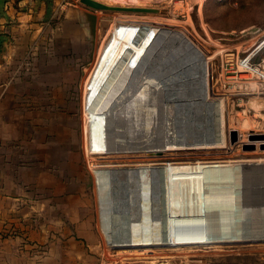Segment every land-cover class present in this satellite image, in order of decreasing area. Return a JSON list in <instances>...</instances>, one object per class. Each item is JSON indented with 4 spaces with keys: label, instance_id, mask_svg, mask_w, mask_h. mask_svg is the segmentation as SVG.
Masks as SVG:
<instances>
[{
    "label": "rangeland",
    "instance_id": "374dc122",
    "mask_svg": "<svg viewBox=\"0 0 264 264\" xmlns=\"http://www.w3.org/2000/svg\"><path fill=\"white\" fill-rule=\"evenodd\" d=\"M20 1H13L18 12L15 18H9L11 24L19 25L18 30L6 35L10 44L17 41L18 56L17 59L13 56L9 62L2 58V64L9 72L20 76L18 83L22 86L17 87L16 93L23 108L11 115L22 121L5 127V122L11 119L7 116V103L15 109V93L9 94L10 100L3 95L0 139L3 141V136L8 134L32 138V146H27V149L31 147V156L18 158L17 167L31 169L44 188L40 186L24 192H30L33 201L47 200L49 207L52 206L47 217L70 218L69 233L65 238L55 240V247L70 249V264H264V243L152 247L145 253L121 251L119 247L127 246L124 244L127 242L119 243V246L106 242L101 231L92 168L93 164H160L156 166L162 165L169 170L170 174L165 172L168 181V174L172 177L179 173H174L178 169L168 168L165 164L185 166V163L193 162L197 168L217 166L221 169L244 159L264 160V149L261 148L264 138L250 140V136L264 135V108L257 111L249 105L255 97L264 100V0H97L109 6L149 8L154 13L98 11L79 0H25L24 4ZM119 24L174 26L214 56L209 57L210 82L213 96L224 99V147L166 151L155 157L108 155L115 151L107 148L104 153L87 155L82 106L84 82L96 63L102 44L109 38L111 28ZM244 60L261 76L253 78L249 73H242L239 68ZM8 77L13 80L14 75ZM4 80L6 78L0 81ZM239 116L259 121L261 125L246 131L237 129L232 119ZM230 131L238 132L233 141ZM20 139L13 137L11 145L19 146ZM251 143L256 149L244 150ZM6 145L7 142L4 149ZM116 193L118 190H115V199H118ZM121 202L118 199L119 209H115L119 222L125 207ZM176 214L173 210V215ZM243 235L240 233L237 237L241 239Z\"/></svg>",
    "mask_w": 264,
    "mask_h": 264
},
{
    "label": "water",
    "instance_id": "95a60500",
    "mask_svg": "<svg viewBox=\"0 0 264 264\" xmlns=\"http://www.w3.org/2000/svg\"><path fill=\"white\" fill-rule=\"evenodd\" d=\"M79 1L98 11L155 12L149 8L109 6L97 0ZM161 27L164 30L161 42L140 70L142 82L153 83L152 88L144 99L131 106L122 117L105 119L104 148L115 151L108 155L144 154L155 157L168 149H203L221 141V112L218 103L211 98L210 68L201 57L198 45L183 30L171 25ZM261 138L264 135L250 136V140ZM234 139L230 135V140ZM255 149L254 143L244 148L248 151ZM242 161L227 166L224 175L208 178L204 182L209 205L212 202L206 217H220L222 212L217 207L219 205L227 217H236L238 222L247 224V227L260 225L263 227L260 228L261 232L257 235L245 233L241 240L225 239L224 235L217 234L220 238L192 245L204 247L264 243V163L252 159ZM134 165L108 170L110 174L113 173L108 178L111 190H118L116 198L122 200V206L132 204V212L138 211L135 215L137 219H143L139 212L144 206V216L149 217L150 221L156 218L166 221L170 213L166 208L169 184L165 168L153 166L155 169H147ZM129 171H135L132 173L134 175L131 176ZM119 172L127 173L121 175ZM209 186L214 189H209ZM221 188L227 194L220 193ZM122 209V222L130 223L134 217H128L126 213L129 211H125L127 207ZM151 246L173 247L169 243Z\"/></svg>",
    "mask_w": 264,
    "mask_h": 264
},
{
    "label": "bare ground",
    "instance_id": "6f19581e",
    "mask_svg": "<svg viewBox=\"0 0 264 264\" xmlns=\"http://www.w3.org/2000/svg\"><path fill=\"white\" fill-rule=\"evenodd\" d=\"M163 35V28L156 25L119 24L111 28L110 36L102 44L97 53L96 63L84 82L82 106L84 113L83 129L86 141V144L85 142L84 144L87 155L104 153L106 149L104 148L105 140L103 132L105 119L122 117L130 110L131 106L144 99L148 91L152 88L153 83L147 84L142 82L140 70L161 42ZM199 52L210 68L211 61L209 57L210 55L212 57L214 56L201 47H199ZM240 65L239 70L242 73H249L253 78L261 76L256 70L249 67L247 60L242 61ZM246 75L244 76L246 77ZM211 98L218 103L221 112V125L224 131L222 130L221 141L218 144L204 149L219 148L226 145L224 99L217 96H212ZM123 101L125 102L123 103ZM249 105L259 111L264 108V100L261 97H255ZM239 117L232 119L237 129L242 128L243 131H246L249 127L257 129L261 125L259 121L243 118V116ZM231 133L232 139H234L238 132L232 131ZM168 151H172V149H168ZM257 162L264 163V160H258ZM185 164V166L184 164H181L182 166H169L171 164H165L168 168L178 169L174 173H179L177 176L174 175L171 177L169 170L167 168L165 169L169 173V200L166 203V208L170 216L167 220L162 222L160 218H156L150 221L149 217L144 216V213H146L144 206H142L143 209H138H141L139 213L143 219H137L135 215H137L138 211L133 210L132 212L133 206H131L132 204H128L125 206L127 207L126 211H129L127 213L129 214L128 217H134L130 223H123L122 220L119 222V217L115 210L119 209L117 207L118 199H115V190H111L108 179L109 175L111 176L113 173L111 172L112 174H110L108 170L120 169L121 167L131 165L96 166L95 164H91L93 166L96 193L100 207V228L105 240L118 244V246L127 242L124 243L127 246L119 247L124 252L145 253L148 251V248H152L151 245L169 243L173 247H180L185 244L189 245L187 247H192L194 246L192 244H202L217 239V234L224 235L223 238L225 239L241 240L239 239L240 237H237L240 233L250 234L254 232L253 234L257 235L261 232L260 230L263 227L260 225L247 227V224L242 225L241 222H238L236 217H227L225 215L226 212L224 213V209L220 208L219 205L217 207L219 211L221 210L222 213H220L223 216L206 217V213L211 208L212 202L209 205L204 182L208 178H215L220 174L224 175L227 169H217V166L197 168L193 162ZM156 165L160 164L138 162L134 166L155 169L153 166ZM134 172L129 171V174L132 176ZM126 173L123 172L120 174ZM112 181L113 179H111ZM209 189L213 190L214 187L209 186ZM220 193L227 194V191L221 188ZM173 210L177 213V217L173 215ZM201 213L205 214L202 215ZM193 225H196L195 228ZM198 226L199 228L196 230ZM198 231L200 234H198ZM161 234L166 235L165 241H162L164 239H162L163 235L161 236ZM211 237L213 238L210 239Z\"/></svg>",
    "mask_w": 264,
    "mask_h": 264
},
{
    "label": "crops",
    "instance_id": "0c3cea01",
    "mask_svg": "<svg viewBox=\"0 0 264 264\" xmlns=\"http://www.w3.org/2000/svg\"><path fill=\"white\" fill-rule=\"evenodd\" d=\"M13 1L0 0V80L6 78V81H0V107L3 95L10 100L9 94L15 93V109L10 108L7 103V116L11 118L5 122L7 128H10L13 122L18 125L20 120L22 121V119L19 120L12 116L22 107L18 103L20 97L16 93L17 87L22 86L18 83L20 76L16 72H9L2 64V58H7V62H9L13 56L15 59L18 56L15 50L17 41L10 44L9 37L6 36L10 32L14 34L19 27L9 21V18H15V14L18 12L13 7ZM24 1L21 0L20 4H24ZM23 20H25L24 17ZM20 42H23L22 39ZM5 51H8L7 55L4 54ZM12 75H14L13 80H9L8 78L11 77L8 76ZM17 114L19 113L17 112ZM27 123L30 122L27 121ZM13 137L21 138L18 142L19 146L11 145ZM3 138H5L3 141L0 139V264H70V249L55 247V240L59 237L65 238L69 233L70 218L47 217L49 210L52 209V206L49 207V203L46 202L47 200L33 201L31 193L24 192L41 186L38 175L34 176L31 169L17 167L18 158L31 156L29 152L31 147L27 149V146H32V138L22 134L17 137L8 134ZM5 142H7L6 149L3 147ZM43 215L44 217H34ZM8 232L12 234H4Z\"/></svg>",
    "mask_w": 264,
    "mask_h": 264
},
{
    "label": "built area",
    "instance_id": "2783aa9c",
    "mask_svg": "<svg viewBox=\"0 0 264 264\" xmlns=\"http://www.w3.org/2000/svg\"><path fill=\"white\" fill-rule=\"evenodd\" d=\"M1 234V233H0ZM5 235H11L12 233L8 232V233H4Z\"/></svg>",
    "mask_w": 264,
    "mask_h": 264
}]
</instances>
